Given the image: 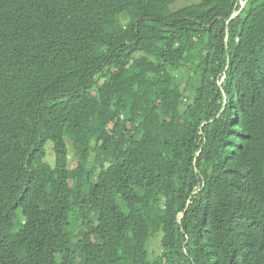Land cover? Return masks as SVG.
Segmentation results:
<instances>
[{
	"label": "trees",
	"instance_id": "1",
	"mask_svg": "<svg viewBox=\"0 0 264 264\" xmlns=\"http://www.w3.org/2000/svg\"><path fill=\"white\" fill-rule=\"evenodd\" d=\"M178 1L0 0V264H264V0Z\"/></svg>",
	"mask_w": 264,
	"mask_h": 264
},
{
	"label": "rangeland",
	"instance_id": "2",
	"mask_svg": "<svg viewBox=\"0 0 264 264\" xmlns=\"http://www.w3.org/2000/svg\"><path fill=\"white\" fill-rule=\"evenodd\" d=\"M201 1L202 0H188V1L180 0V1H178L175 4L174 9H180V8L192 5V4H197V3H200ZM224 3L226 4L227 1H225ZM238 3L240 4V6H243L245 2H244V0H238ZM69 149H70V147H69ZM69 155H70L69 162H70L71 165H74V161H73V157H72V152L71 151H70ZM47 161L50 164H53V161H54L50 145L47 148ZM149 251H150L151 258H153L155 256V254L159 252V239L158 238H155V239H153L150 242Z\"/></svg>",
	"mask_w": 264,
	"mask_h": 264
}]
</instances>
